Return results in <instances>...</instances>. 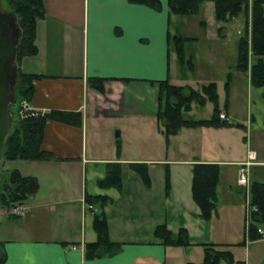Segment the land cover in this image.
<instances>
[{
	"label": "crops",
	"instance_id": "obj_1",
	"mask_svg": "<svg viewBox=\"0 0 264 264\" xmlns=\"http://www.w3.org/2000/svg\"><path fill=\"white\" fill-rule=\"evenodd\" d=\"M44 9V17L36 23L37 52L20 62L23 71L42 75L34 82V94L29 106L41 112L51 109L79 111L82 124L75 126L52 119L46 121L41 148L52 152L54 157L35 161L50 164L45 167V171L50 173L51 179L41 183L39 176L32 174L37 178L39 188L29 200L22 202L25 207L23 214L5 216L6 210H0L4 218L0 222V247L6 257L4 264H181L183 252L189 251L191 246L202 248L201 243L212 242L227 246V242L220 239L212 240L214 218L203 219L202 224L199 217V207L191 195L192 164L218 163L217 189L221 167H235V184L241 189L236 181L237 167L238 163L246 160L247 151L253 153L249 178L253 174L264 179V156L250 148L248 140L246 154L232 160H227L225 153L221 152L210 153L206 157L188 154L179 158H159L137 152L126 155L123 146L119 155L116 154V147L112 154L104 155L92 151L88 144V121L156 117L159 107L158 81L168 78L171 82V68L173 70L178 67L175 51L168 43V33L195 37V40L188 42L193 48L191 52L189 47L188 54L192 55L197 50L193 45L200 38H206V31L210 27L208 37L211 41L218 38L220 49L228 47L230 43L226 39V31L220 32V25L214 16L213 1L201 2L199 11H212V14L207 19L198 18L197 23L191 21L193 15L170 13L166 0H161L160 9L131 0H44ZM238 18L244 22L243 16ZM194 25L200 28H194L196 32L191 30ZM236 40L230 44L235 54ZM215 53L217 52L214 50H207V59L215 56ZM209 61L213 62L209 59L208 63ZM233 63L234 66L235 61ZM245 73L250 81L249 71ZM182 76L185 81L191 78V74ZM90 77H103L100 90L91 84ZM176 85H189L199 89L198 84L191 79ZM262 87L264 85L257 88ZM216 90L220 102L217 87ZM232 98L229 85L228 100L226 98L220 109L226 113L229 122H234L231 116ZM206 101L207 99L203 105L210 102ZM199 105L202 104L193 101L190 110L185 113L186 117L192 118L193 108ZM256 121L251 113L249 124ZM233 128L235 127H181L169 136L167 144L169 146L172 138L179 134H187L185 141H189L193 138L191 135H201L209 129L215 132ZM244 138L246 140V136ZM199 141L200 144L202 142L209 145L207 139ZM110 162L121 164L122 181L119 190L101 189L97 185V179L104 176L105 165ZM131 163L146 165L148 185L129 166ZM158 163L178 165L169 169L170 188L167 193L161 192V195L158 194L159 191H153V183L157 179L153 173V165ZM87 166L90 167V182L94 185L91 192L86 191ZM229 187L232 189V184ZM85 193L109 196L110 201L103 207V212L110 240L121 243L117 252L85 258L84 244L97 238L93 228V215L99 212L96 206L84 200ZM168 214L179 217L181 226L178 229L183 227L187 230L190 245L165 246L154 237L155 226L162 222L172 232ZM126 221L133 225L145 223L152 229V236L147 233L146 240L124 236L122 233L125 229H120ZM192 228L202 233L207 240L193 241ZM195 230L194 233H197ZM237 260L250 264L246 257ZM201 261L202 259L198 262L188 260L182 264H197Z\"/></svg>",
	"mask_w": 264,
	"mask_h": 264
},
{
	"label": "trees",
	"instance_id": "obj_2",
	"mask_svg": "<svg viewBox=\"0 0 264 264\" xmlns=\"http://www.w3.org/2000/svg\"><path fill=\"white\" fill-rule=\"evenodd\" d=\"M144 3L155 9L161 8V0H131ZM203 0H166L169 12L180 16H190L198 13ZM214 3V16L218 22H226L242 15L244 18L243 34L236 40L235 68L241 72L249 69L250 83L254 87L264 85V0H211ZM8 8L16 16L20 30L19 42L16 50L17 81L15 97L10 107L13 113L12 125L3 150L2 159L48 160L54 156L52 152L41 148V141L46 121L49 119L81 126L82 116L79 111H65L51 109L49 111L28 110L24 117H20L18 110L21 103L31 102L34 94V82L42 75L25 72L20 67L23 58L33 56L37 52L35 42L36 23L45 15L44 0H7ZM250 27V34L249 29ZM223 26H220V30ZM195 37L183 34L168 33V43L176 54L182 69H193V55L187 54L186 43ZM250 57L252 58L250 62ZM186 63V65H185ZM250 63V64H249ZM187 66V67H186ZM103 77H90L93 86L101 89ZM228 92L229 80L225 82ZM213 103V112L208 119H194L186 117L191 103L197 101L203 104L205 100ZM158 111L156 114L160 131L166 140L181 127H242L237 122H229L219 118L218 94L215 82H210L195 89L189 85L172 84L168 78L158 81ZM119 143L116 154L119 155ZM138 173L144 183L148 185L149 177L146 165L131 163L129 165ZM219 178L218 163L195 162L192 164L191 195L200 210V216L209 220L217 207V184ZM121 164L110 162L105 165L104 176L97 179L101 189L121 188ZM165 193L169 190V174L165 175ZM39 183L35 176L23 175L18 169L0 170V210L11 209L13 206L29 200L38 190ZM84 200L96 206L99 212L93 215V228L97 238L84 244L85 258L117 252L120 242L110 240L108 225L103 207L110 201L106 194H87ZM249 202L256 207L249 214L247 237L249 240L261 238L258 229L264 224V180L250 178ZM5 216H10L5 214ZM154 237L165 246L185 247L190 245L188 232L179 228L176 234L162 222L155 226ZM245 236L241 244L245 243ZM1 245V242H0ZM203 248L202 261L197 264H245L243 260H235L232 251L219 243H201ZM223 247V248H222ZM5 252L0 247V264L5 262ZM193 264V263H188Z\"/></svg>",
	"mask_w": 264,
	"mask_h": 264
},
{
	"label": "rangeland",
	"instance_id": "obj_3",
	"mask_svg": "<svg viewBox=\"0 0 264 264\" xmlns=\"http://www.w3.org/2000/svg\"><path fill=\"white\" fill-rule=\"evenodd\" d=\"M0 6L3 10L10 12L7 0H0ZM211 14L212 11L207 13L206 10H200L197 15L191 16V21L197 23L198 18L207 19L208 15ZM238 17L242 18V15H239ZM238 17L227 22H218V25L223 26L220 32L226 31V39L231 45L233 44L234 39L236 40L237 31H242L244 28L243 19L239 20ZM196 27L197 26L195 25L192 26L191 30L196 32L194 30ZM199 29L200 28L197 27V30ZM210 30L211 27L208 31ZM208 31H206L205 39L200 38V41L193 45L196 46L195 48L197 49L193 55V69H182L181 65L177 61L178 67L174 66L176 68L173 70L171 68L172 76L170 80L174 84H183L185 82H189L191 79L194 83L198 84L199 90L202 85L215 82L220 94V102H218L219 109L223 108L226 98L228 100V92L226 93L225 82L229 80V85H231V97H233V102L231 104L233 112L231 113V116L234 118V122L243 124L244 127H235L233 129H226L225 131L219 130L215 132H213L212 129H209L201 135H191L193 138L191 137L190 139L192 140L189 141H185L187 134H179L172 138V142L168 146V140L166 141L165 136L161 133L160 125L157 122L156 117L131 120L122 119L121 121L107 119L95 122L88 121V144L92 148V151L95 150L104 155L107 153L112 154L113 148H115L117 143H119V147L121 148L123 146L126 155H129L130 153L136 154L137 152L144 155L149 154L148 156L152 157L179 158L188 156V154L206 157L209 156L210 153L221 152L225 153L227 160H232L241 158L246 154V142L248 140L249 147L255 149L264 156V87L257 88L252 86L246 76L247 73L238 71L236 70L235 65L233 66V62H236V54L232 48L233 46L231 47L228 43L229 45L227 48L220 49L218 46V38H216L215 41H211V38L208 37ZM182 32L186 33L185 31ZM189 47H191L192 52V45L190 46L189 43H186L184 50L187 54L189 53ZM207 50H214L217 52L215 53V56L208 57L213 62L209 61L210 63H208L209 59H207ZM182 74H185L186 76L191 74V78L188 79L189 81H185V79L183 80ZM207 101L209 102V100ZM213 107L214 105L211 101L208 104L196 106L193 108L191 116L194 119H207L212 115ZM251 113L257 121L255 123L250 122L249 124V116ZM246 126H248L247 129ZM248 129L249 132H247ZM116 131H119V136H116ZM244 136H246V140ZM205 139L208 140L209 145H205L202 142L200 144L199 140L204 141ZM167 163H158V165H153V173L156 176L155 179L157 178L153 183V191H159V195H161V192H165L166 172L169 174L170 188L169 169L178 166L177 164L168 165ZM49 165L50 164L45 162L35 160L32 161L29 159H2L0 163V170L3 168L7 170L16 168L23 175L37 174L40 180H42L41 183H45L43 180L51 179L50 173L45 171V167ZM89 168L90 167L87 166V192H91L94 187L89 179ZM55 170L57 172V169ZM221 170V177L217 189V207L216 211L212 215V218H214L215 221V226L211 229V234L214 238L212 240L216 241L220 239L227 242L225 243L227 245V249L232 251L236 259H244V257H246L249 259L250 264H264V238L256 239L255 241H247L245 244H241L244 236L247 238L245 220V204L247 200V194L245 195L246 191L244 188L240 189L235 184V167L232 168L231 166H222ZM128 173H131V171L128 170ZM250 177L252 179L262 178L258 175L253 176V174H251ZM56 178L59 182L58 175H56ZM230 184H232V189L229 187ZM110 194H112L111 191ZM121 208L123 209L125 207ZM2 217L3 216L0 213V222L4 219ZM199 217H201L200 214ZM178 218V216L175 217L168 214L169 227L174 234L177 232L178 227L181 226V222H179ZM201 221L203 224L204 222L202 217ZM120 230H124L122 233L124 236L131 239L134 238V240H140V238L146 240L148 238L147 233L152 236V229H149L148 225L142 222L133 225L126 221L125 225H122ZM194 230L195 229L193 228L191 229V232H193V241L200 242L207 240L204 239V235L202 233H199L197 230H195L197 233H194ZM205 231L208 233L207 229ZM112 234H115V231H112ZM206 236L208 235L206 234ZM1 238L2 236L0 233V239ZM201 255L203 257V248L200 246H191L189 251L185 250V252H183L184 257L181 262L183 263L188 260L198 262L202 259V257H200ZM168 264L170 263L168 262Z\"/></svg>",
	"mask_w": 264,
	"mask_h": 264
},
{
	"label": "water",
	"instance_id": "obj_4",
	"mask_svg": "<svg viewBox=\"0 0 264 264\" xmlns=\"http://www.w3.org/2000/svg\"><path fill=\"white\" fill-rule=\"evenodd\" d=\"M20 30L16 16L0 6V162L8 134L14 123L10 105L17 81L16 50ZM119 136V131H116Z\"/></svg>",
	"mask_w": 264,
	"mask_h": 264
},
{
	"label": "built area",
	"instance_id": "obj_5",
	"mask_svg": "<svg viewBox=\"0 0 264 264\" xmlns=\"http://www.w3.org/2000/svg\"><path fill=\"white\" fill-rule=\"evenodd\" d=\"M28 109V106L26 104H23L22 108L20 109V114L22 117L25 116V111ZM221 118H225V115L223 113H220L219 115ZM249 157H252L251 152L249 153ZM250 162L249 161H245L240 163V167L238 169V183L240 185L246 186L248 184V166H249ZM251 206H248V209H250ZM254 207H251V209ZM13 213H17V214H23L25 212V207L22 205L19 206H15L12 209ZM260 232H262L260 230Z\"/></svg>",
	"mask_w": 264,
	"mask_h": 264
}]
</instances>
